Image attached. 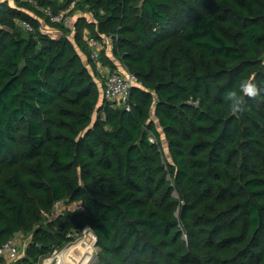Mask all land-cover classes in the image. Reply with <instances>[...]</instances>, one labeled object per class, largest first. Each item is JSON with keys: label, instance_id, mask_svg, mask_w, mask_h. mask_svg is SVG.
Returning a JSON list of instances; mask_svg holds the SVG:
<instances>
[{"label": "trees", "instance_id": "trees-1", "mask_svg": "<svg viewBox=\"0 0 264 264\" xmlns=\"http://www.w3.org/2000/svg\"><path fill=\"white\" fill-rule=\"evenodd\" d=\"M69 1L0 0V245L30 235L7 264L84 227L91 264H264V96L224 99L264 87V0H77L71 27L39 10ZM87 35L136 77L128 110L99 96Z\"/></svg>", "mask_w": 264, "mask_h": 264}, {"label": "built area", "instance_id": "built-area-1", "mask_svg": "<svg viewBox=\"0 0 264 264\" xmlns=\"http://www.w3.org/2000/svg\"><path fill=\"white\" fill-rule=\"evenodd\" d=\"M76 2L77 0H70L66 7L61 8L56 12H53L49 7H39V10L44 15H46V17L51 22L61 23L65 27H71L72 18L69 12L74 7ZM19 24L25 30H31L32 28L30 23L25 20H21ZM109 42L110 38L108 36H102L100 40L95 39L91 35L86 36V43L88 46V57L93 63L101 65L98 61L99 52L103 48V46L105 44H109ZM136 82V77L130 72H128L122 65L114 70L109 69L108 72L105 74L104 80L102 82V99L109 102L111 106H123L126 110H128V97L130 88L132 85L136 84ZM149 140L155 141V137L150 134ZM67 207L75 210L83 209V206L79 202L69 204ZM61 208H64L63 202H55L51 212L48 215L53 216ZM22 234L23 233L21 232L16 233L10 238H8L2 245H0V261L1 259L13 260L18 257L20 238Z\"/></svg>", "mask_w": 264, "mask_h": 264}, {"label": "rangeland", "instance_id": "rangeland-1", "mask_svg": "<svg viewBox=\"0 0 264 264\" xmlns=\"http://www.w3.org/2000/svg\"><path fill=\"white\" fill-rule=\"evenodd\" d=\"M11 3L12 2L10 1V4ZM104 46L107 52L110 54V51H108V49L110 48V44H105ZM90 64L95 65L93 69L91 68V65L88 68L90 69L92 76H94L93 78L99 83V86H101L104 80V76L108 72V69L105 68V71L99 74L97 69H95V67L98 64L96 63H90ZM93 239H94V234L92 233V231L88 227H84L81 231L73 232L70 236V239L67 242H65L59 248H55L50 254L41 257L35 264H52L57 260V254L61 253L62 251L64 254L66 253L65 251L67 252L70 251L69 253L65 254L64 262H62V264H73L75 262L81 263L80 259H85L84 256L87 254L86 245H89V247L91 248V257L90 259L89 257L85 259V264H91V262L95 257V252H96V246L93 242L94 241ZM29 240H30L29 233L23 232L19 244V254H18L19 257L22 256L23 251ZM51 259H54L52 263H51ZM46 260H50V262L49 261L47 262ZM4 261L7 262L8 260H4Z\"/></svg>", "mask_w": 264, "mask_h": 264}, {"label": "clouds", "instance_id": "clouds-1", "mask_svg": "<svg viewBox=\"0 0 264 264\" xmlns=\"http://www.w3.org/2000/svg\"><path fill=\"white\" fill-rule=\"evenodd\" d=\"M264 96V87L258 86L254 79L240 81L239 88L227 89L224 99L233 113H240L244 110L246 100L256 101Z\"/></svg>", "mask_w": 264, "mask_h": 264}, {"label": "crops", "instance_id": "crops-1", "mask_svg": "<svg viewBox=\"0 0 264 264\" xmlns=\"http://www.w3.org/2000/svg\"><path fill=\"white\" fill-rule=\"evenodd\" d=\"M8 1H9V2L11 1V2H12V0H8ZM79 14H84V15H86L87 18H90V17H91L89 13H83L82 11H79V10H77V11L71 13L70 15H71V18L73 19V17H76V16L79 15ZM40 23H41V25H40L41 30H42L43 32H45L46 34L50 35L51 37H58V36L61 34V32H60L57 28L52 27V26L46 24L42 19H40ZM69 35H70V34H69ZM105 50H106V49H105ZM108 51H110V48L108 49ZM106 52H107V50H106ZM107 53H108V52H107ZM79 54H80V56H81V59H82L83 63H84L87 67H89L90 64H89V62H88L87 57H86L85 55H83L80 51H79ZM114 63H115L116 65H118L117 68L120 67V64H119L118 61L115 60ZM105 68H107V67H106V66H103V65H97V66L95 67V69H97V71H98L99 74L102 73L103 71H105ZM107 69H108V68H107ZM108 70H109V69H108ZM95 71H96V70H95ZM93 77H94V76H93ZM93 79H94V78H93ZM94 81L96 82L97 89H98V91H99V96H101V95H102V94H101V92H102V84H101V86H99V83H98L95 79H94ZM101 97H102V96H101ZM0 264H7V262L4 261L3 259H1Z\"/></svg>", "mask_w": 264, "mask_h": 264}, {"label": "bare ground", "instance_id": "bare-ground-1", "mask_svg": "<svg viewBox=\"0 0 264 264\" xmlns=\"http://www.w3.org/2000/svg\"><path fill=\"white\" fill-rule=\"evenodd\" d=\"M92 244V243H91ZM86 248H87V254L84 256V258L85 259H87L88 257H89V259H90V257H91V248L89 247V245H86ZM66 253L65 254H67V253H69L70 251H65ZM65 254L63 253V251L61 252V253H58L57 254V260H56V263L55 264H62V262H64V258H65ZM85 259H80V261H81V263L80 262H75V263H73V264H85ZM54 259H51V263H52V261H53ZM47 262L49 261L50 262V260H46Z\"/></svg>", "mask_w": 264, "mask_h": 264}, {"label": "water", "instance_id": "water-1", "mask_svg": "<svg viewBox=\"0 0 264 264\" xmlns=\"http://www.w3.org/2000/svg\"><path fill=\"white\" fill-rule=\"evenodd\" d=\"M94 244H95V235H94Z\"/></svg>", "mask_w": 264, "mask_h": 264}]
</instances>
